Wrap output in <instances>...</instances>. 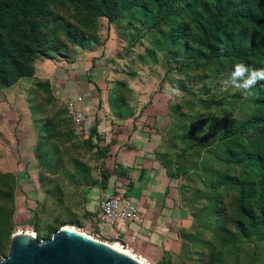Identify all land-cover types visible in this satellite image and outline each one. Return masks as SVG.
<instances>
[{
  "label": "rangeland",
  "instance_id": "1",
  "mask_svg": "<svg viewBox=\"0 0 264 264\" xmlns=\"http://www.w3.org/2000/svg\"><path fill=\"white\" fill-rule=\"evenodd\" d=\"M58 15L64 16L61 12ZM66 23L75 35H93V38L69 45L61 35L50 36L48 57L34 59L31 76L20 78L10 86L0 85V260L6 255L10 236L14 234H29L40 240L49 238L59 228L71 227L99 240L86 222L79 196L93 158L85 141L72 134L65 103L54 96L59 91L56 85L52 91L53 81H67L70 65L82 61L87 53L93 67L107 68L112 79L143 80L145 85H153L155 91L163 86L161 91L172 92L169 118L162 133L163 153L167 155L160 156L169 162L178 156L179 167L186 168L177 181L182 216L177 230L179 247L163 253L162 257L159 255L155 262H145L205 264L198 257L200 252L207 257V252L201 249L198 240L214 242L216 236L199 226L202 197L210 195V189L204 186L206 179L198 176L201 159L206 158L205 165L210 164L205 152L210 145L203 146L205 150L184 152L180 158L184 146L179 144L178 137H189L191 143L203 141L204 132L200 135L191 131L201 117L204 123L218 124L217 128L220 118L244 119L246 99L250 96L231 86L225 91L223 84L236 64L204 59L197 51L183 50L181 40L170 38L169 28L153 30L149 26L151 21L139 13L119 23L97 17L92 32H85L71 19ZM176 88L181 93L179 96L172 91ZM216 102L221 105H215ZM204 104L211 107L207 109ZM188 131L191 136L186 135ZM171 135L177 139L169 145ZM2 222L8 230L7 237L1 234ZM208 224L211 228V223ZM195 246L200 249L197 254L193 253ZM127 251L139 257L134 248L128 247ZM237 254L238 264H264V247L255 249L251 243L244 244Z\"/></svg>",
  "mask_w": 264,
  "mask_h": 264
},
{
  "label": "trees",
  "instance_id": "2",
  "mask_svg": "<svg viewBox=\"0 0 264 264\" xmlns=\"http://www.w3.org/2000/svg\"><path fill=\"white\" fill-rule=\"evenodd\" d=\"M60 12L64 16L58 15ZM138 13L151 21L153 30L169 28L170 38L181 40L183 50L197 51L208 60L264 68V0H0V85L10 86L31 76L34 59L48 57L50 36L61 35L69 45L93 38L76 36L67 27L68 19L92 32L97 17L119 23ZM62 46L66 49L65 44ZM252 92L246 99L243 120L220 118L217 128L218 124L204 123L201 117L197 119L199 126L191 123V131L204 132L203 141L191 143L189 137H178L184 146L180 158L184 152H197L210 145L204 149L210 164L205 165L206 158H202L198 176L206 179L204 186L210 189V195L202 197L199 226L216 236L214 242L198 240L207 252V257L203 252L198 257L205 264H238L237 251L244 244L264 247V81ZM171 138L169 145L177 139ZM89 142H84L87 149ZM162 161L174 179L186 171L179 167L178 156ZM202 182L205 184L204 179ZM5 197L10 199L9 194ZM4 229L2 222L1 234L7 237L8 230ZM197 248L194 254L200 250Z\"/></svg>",
  "mask_w": 264,
  "mask_h": 264
},
{
  "label": "crops",
  "instance_id": "3",
  "mask_svg": "<svg viewBox=\"0 0 264 264\" xmlns=\"http://www.w3.org/2000/svg\"><path fill=\"white\" fill-rule=\"evenodd\" d=\"M82 57L70 65L67 81L52 83L60 102L80 96L79 108L86 118L79 138L90 141L87 151L93 163L87 183L79 188L82 213L101 239L112 243L121 238L142 260L155 262L159 255L179 247L178 179L168 174L161 159L167 155L162 133L173 94L161 91L163 86L155 91L143 80L112 79L107 68L93 67L87 53ZM117 194L127 197L136 210L135 220L118 236L115 226L100 223L97 211L103 196Z\"/></svg>",
  "mask_w": 264,
  "mask_h": 264
},
{
  "label": "water",
  "instance_id": "4",
  "mask_svg": "<svg viewBox=\"0 0 264 264\" xmlns=\"http://www.w3.org/2000/svg\"><path fill=\"white\" fill-rule=\"evenodd\" d=\"M126 247L121 238H114ZM0 264H139L129 256L89 240L75 232L59 228L47 239L29 234L10 236L6 255Z\"/></svg>",
  "mask_w": 264,
  "mask_h": 264
},
{
  "label": "built area",
  "instance_id": "5",
  "mask_svg": "<svg viewBox=\"0 0 264 264\" xmlns=\"http://www.w3.org/2000/svg\"><path fill=\"white\" fill-rule=\"evenodd\" d=\"M80 96L65 101V111L72 126V134L80 137L86 118L79 106ZM98 220L103 226L116 227L117 235L122 233L136 217V210L131 201L123 194L103 196L98 202ZM99 241H104L101 236H96ZM113 243V242H112Z\"/></svg>",
  "mask_w": 264,
  "mask_h": 264
},
{
  "label": "clouds",
  "instance_id": "6",
  "mask_svg": "<svg viewBox=\"0 0 264 264\" xmlns=\"http://www.w3.org/2000/svg\"><path fill=\"white\" fill-rule=\"evenodd\" d=\"M261 81H264V68L253 69L239 63L234 66L230 78L224 81L223 84L225 91L231 86L235 90L246 93V96H251L253 95L252 89ZM172 91L177 96L181 94L178 88Z\"/></svg>",
  "mask_w": 264,
  "mask_h": 264
},
{
  "label": "bare ground",
  "instance_id": "7",
  "mask_svg": "<svg viewBox=\"0 0 264 264\" xmlns=\"http://www.w3.org/2000/svg\"><path fill=\"white\" fill-rule=\"evenodd\" d=\"M63 229L64 230H69V231L75 232V233H77V234H79V235H81V236H83L85 238H88L89 240H92V241H95V242L104 244V245L112 248L113 250H116V251H118V252H120L122 254H125V255L129 256L130 258H132L133 260H135L139 264H148L144 260H142L141 258H139L136 255H134V254L130 253L129 251H127V248L126 247L125 248L124 247H120L115 242H113V243H106L105 241H99V240L97 241L94 238H90V237L86 236L85 234H83V233L79 232L78 230L73 229L71 227L70 228L63 227Z\"/></svg>",
  "mask_w": 264,
  "mask_h": 264
}]
</instances>
